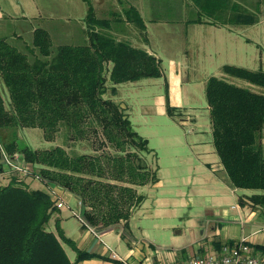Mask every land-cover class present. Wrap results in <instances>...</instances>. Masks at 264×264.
I'll return each instance as SVG.
<instances>
[{"label": "trees", "instance_id": "16d2710c", "mask_svg": "<svg viewBox=\"0 0 264 264\" xmlns=\"http://www.w3.org/2000/svg\"><path fill=\"white\" fill-rule=\"evenodd\" d=\"M84 1L88 5L85 45L54 49L50 33L43 28L34 30L27 52L0 39V81L9 98L6 105L0 85V166L1 147L10 155L19 153L44 183L79 198L90 226L109 228L128 222L143 204L145 197L138 188L159 181L157 172L144 164V154L151 152L148 139L134 129L114 97L120 84L163 78L164 69L156 56L112 33L113 22L122 21V16L99 19L92 0ZM124 14L145 34V22L136 8L129 6ZM239 17L247 25L255 21L252 15ZM223 72L231 81L211 77L205 90L213 145L231 184L253 191L248 201L264 206V93L232 80L264 89V72L229 65ZM166 100L168 115L174 117L168 94ZM17 128L41 129L46 141L63 132L70 142L89 144L91 152L71 156L61 146L20 150L10 136ZM25 185L18 178L8 185L0 183V264H74L62 242L75 248L76 262L88 258L63 232L60 240L46 230L58 210L55 202L47 192ZM256 250L264 254V246Z\"/></svg>", "mask_w": 264, "mask_h": 264}, {"label": "rangeland", "instance_id": "374dc122", "mask_svg": "<svg viewBox=\"0 0 264 264\" xmlns=\"http://www.w3.org/2000/svg\"><path fill=\"white\" fill-rule=\"evenodd\" d=\"M22 1L20 0V2ZM35 1L39 4L44 17L39 20V25L42 21L44 24L46 22V30L52 37L54 49L61 45H85L88 43V28L85 21L88 5L84 0ZM128 1H109L103 11L97 13L98 18L115 20L117 18L114 15H118L119 18L122 16L123 8L127 9ZM1 2L4 3L5 0H1ZM92 3L95 8L96 0H92ZM145 3L150 9L151 0H145ZM261 9L264 12V6ZM202 18H207L206 14H203ZM138 30L139 28L132 24L130 32L124 33V36L121 25H117L115 21L112 25V33L118 40L130 42L133 46L141 43L144 37L141 30H139L140 34L134 35ZM245 31L247 30L244 29ZM18 49L27 52L25 48ZM152 50L156 49L152 47ZM158 52L162 59V68L167 70L171 55ZM195 57L191 55L188 58V63L184 64L189 69L184 72V93L187 102L185 108L177 112L179 115H184L182 117L194 119L192 123H180L160 110L157 100L161 94H165L163 78L120 84L118 86L120 91L117 90L114 97L121 98L130 106L129 113L126 107L124 109L130 117L134 129L149 140L151 152L144 154V164L157 172L158 182H160L138 188L139 193L145 197L144 203L134 211L130 226L125 232H121L123 238L119 242L116 239L113 241L105 239L103 233L98 231L106 244V246L103 245L105 249L111 257V251L116 252L123 260L122 264H159L185 261L194 256V248L197 243L217 238L215 235L220 234L222 230L221 220L230 222L231 219L237 217L239 212L249 213L250 208H255V206L242 204L241 200L239 202V196L233 195L232 190L227 189L224 184L219 182L220 175L211 173L202 164L213 146L211 118L205 95L206 78L214 76L231 81V77L227 76L223 69L218 71V68L224 66V62L236 66L235 61L230 57H217L216 63L208 64L204 59ZM184 59L186 57H183L182 60ZM251 63L250 46L244 45L243 61L238 67L254 68L255 65H251ZM195 66L205 69L197 71ZM232 80L241 87L264 93L263 88L240 79ZM151 83H155V85H150ZM0 85L6 105H8L7 89L1 81ZM107 96L110 94L108 93ZM10 136L17 140L20 150L26 147L35 150H50L61 146L71 156L91 152L89 144L70 142L63 132L54 141H46L41 129L17 128L14 133L10 131ZM2 172L1 164L0 173ZM5 178L0 181L2 185H8L12 178H18L31 189L50 192L46 184L33 176L22 178L17 174H8ZM52 186L60 192L66 205L62 209L54 211L46 225V230L54 233L61 240L60 236L63 232L62 225H60L62 220L59 219L61 213H67L69 217L66 227L77 230L81 222L73 216L72 211L83 216V208L78 205L72 193L63 188ZM244 193L254 194L253 191L238 190L237 195L243 198ZM245 198L247 199V197ZM249 205H251L250 202ZM255 210L259 215L258 221H264V206H257ZM244 220L242 226L241 222L236 219V225L240 231L242 227L243 229L246 227V230L250 232V225L253 223H246ZM62 244L69 259L75 262L77 251L64 242ZM129 252L133 253L129 254ZM134 253H136V257ZM207 254L209 253L200 255Z\"/></svg>", "mask_w": 264, "mask_h": 264}, {"label": "crops", "instance_id": "0c3cea01", "mask_svg": "<svg viewBox=\"0 0 264 264\" xmlns=\"http://www.w3.org/2000/svg\"><path fill=\"white\" fill-rule=\"evenodd\" d=\"M109 1L111 0H96V15L99 11H103ZM129 6L137 9L146 25L145 34L142 32L144 37L141 43L136 46L147 50L161 61L158 51L165 55L167 53L171 55L169 57V67L164 70L165 94L159 96L157 104L160 106V110L168 115L166 100L168 94L170 107L175 113L172 118L180 123L194 122V119L190 117L185 118L182 117L184 115L177 114L185 108L187 102L184 93V72L189 69L184 64L188 63V58L191 55L196 56L197 59H204L208 64L216 63L217 57H230L234 59L235 67H238L241 66L240 63L243 61L244 45H249L251 65H255V67L247 69V67L242 66L239 68L264 72V12L261 9L264 6V0H151L150 9L147 8L145 0H129L126 8ZM124 10L125 8H123L122 13L123 20L116 21V23L122 26L123 35L125 36L124 33L130 32L132 23L127 21ZM203 14H206L207 18H202ZM243 15H252L255 19L254 23L251 25L244 24L243 17H239ZM42 18H44L43 12L35 0H23L22 2L20 0H5L4 3L0 0V39H6L11 45L17 48H25V51H27V47L32 46L34 30L37 28L46 30V22L44 24V21H42L39 25V20ZM244 29L247 31L244 32ZM115 30L117 31V29ZM139 30L134 35L140 34ZM152 47L156 50H152ZM183 57H186V59L182 60ZM224 63V66H228V62ZM224 66L219 67L218 71L223 69ZM202 69L205 68L196 67L197 71ZM193 71L195 72V68ZM210 78H206V82ZM150 85H155V83ZM192 97H194L193 94ZM114 99L118 104L122 103L120 105L126 107L128 113L131 111L130 106L123 102L121 98ZM262 143L264 147V134ZM207 154L202 162L204 168H208L211 173L219 174V182L224 184L227 189L232 190L233 195L239 196V199H237L240 202L242 198L237 195L238 189L231 184L214 145ZM251 194L244 193V197ZM75 200L82 207L76 196ZM244 200L246 205L254 206L253 204L249 205L248 199L244 198ZM256 207L254 209L250 208L249 213L239 212L237 217L231 219L230 222L221 220V233L215 235L217 238L212 241L205 240L197 243L196 248H194V256L207 252L209 254L221 252L227 243L236 244L243 238H247L253 249L257 253H261L256 250V247L264 246V221H258L259 215L255 210ZM60 216L59 219L62 220L60 225H62L61 229L65 237L71 240L80 252L89 255L88 258L80 262H76V257L75 262L72 263L122 264V262L111 257L104 247L106 245L101 241L102 238L96 237L84 224L80 223L79 229L72 230L66 227L69 222L67 213H61ZM236 219L241 222L242 226L244 219L246 223H253V225H250L251 231L246 230V227L244 229L242 227L240 231L236 225ZM130 220L109 228L95 229L101 231L105 239L109 241L116 239L119 242L123 238L122 233L130 226ZM216 229L217 227L215 231ZM72 248L75 250L74 247ZM132 253L129 252V254ZM134 255L137 256L136 253Z\"/></svg>", "mask_w": 264, "mask_h": 264}, {"label": "built area", "instance_id": "2783aa9c", "mask_svg": "<svg viewBox=\"0 0 264 264\" xmlns=\"http://www.w3.org/2000/svg\"><path fill=\"white\" fill-rule=\"evenodd\" d=\"M1 164L3 166V172L0 173V181L6 179V175L17 174L22 178H27L33 176L36 179L42 181L40 174L35 171L32 167L27 165L21 158L20 154L10 155L1 147ZM5 170V172H4ZM43 182V181H42ZM44 183V182H43ZM46 184V183H44ZM50 192H47L52 200L55 202L57 209H62L66 203L63 201L60 192L54 188L52 185L60 186L55 184H46ZM73 216L79 219V221L84 224L96 237L101 239L99 232L92 226L88 224L84 216H80L75 211H72ZM105 244V242L101 239ZM106 245V244H105ZM111 251V250H110ZM112 252V258L118 259L121 262L123 260L118 256L116 252ZM124 264V263H123ZM159 264H264V254L257 253L253 247L250 245L247 238H243L241 241L237 242L233 246H225L221 252L207 255H198L188 258L185 261L177 263H159Z\"/></svg>", "mask_w": 264, "mask_h": 264}, {"label": "water", "instance_id": "95a60500", "mask_svg": "<svg viewBox=\"0 0 264 264\" xmlns=\"http://www.w3.org/2000/svg\"><path fill=\"white\" fill-rule=\"evenodd\" d=\"M78 200H79V198H77ZM80 201V200H79ZM104 227H98L97 229L98 230H101V229H103Z\"/></svg>", "mask_w": 264, "mask_h": 264}]
</instances>
